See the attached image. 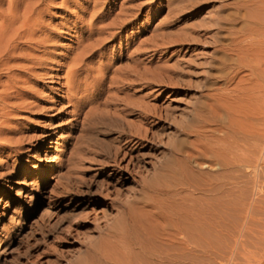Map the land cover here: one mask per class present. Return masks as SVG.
Wrapping results in <instances>:
<instances>
[{
    "label": "rangeland",
    "instance_id": "rangeland-1",
    "mask_svg": "<svg viewBox=\"0 0 264 264\" xmlns=\"http://www.w3.org/2000/svg\"><path fill=\"white\" fill-rule=\"evenodd\" d=\"M16 1L18 8L33 4V25L31 39H13L6 65H0V264H78L86 260L84 249L103 242L107 225L124 224L123 213L155 168L177 147L197 145L200 117L236 82L219 77V52L243 26V12L250 14L248 25L264 17V0ZM176 3L182 13L173 21ZM216 19L233 27L216 37L208 31L216 28ZM217 38L223 43L218 54ZM101 74L104 86L92 96ZM251 90L243 104L246 116L240 110L232 118L240 134L225 130L237 142L232 146L248 144L254 161L247 168L236 162L231 170L232 234L214 245L204 243L199 256L183 251L184 264H264V161L253 160L264 92ZM248 129L247 139L240 130ZM142 130L150 142L135 137ZM199 141L216 147L213 138ZM116 146L136 148V168L127 161L117 166L123 156H115ZM202 166L205 175L216 174L214 167ZM150 221L139 225L158 234ZM157 234L150 241L154 253L163 247Z\"/></svg>",
    "mask_w": 264,
    "mask_h": 264
},
{
    "label": "bare ground",
    "instance_id": "bare-ground-1",
    "mask_svg": "<svg viewBox=\"0 0 264 264\" xmlns=\"http://www.w3.org/2000/svg\"><path fill=\"white\" fill-rule=\"evenodd\" d=\"M3 4V0H0V65L5 66L11 51V42L13 39L22 38L24 36H27L28 38V36L31 35L29 31L33 25V18L31 19L33 4H23V6H21L23 8L17 7L16 0H10L6 7H3ZM176 5L177 3L175 5L172 4L171 13L173 21L175 19H179L180 13H182V9L177 8ZM241 17L244 19L243 26L237 30L235 37L232 38L229 43L227 42L228 44L224 43L226 46L220 50L222 53L218 50L223 44L220 42L221 38L220 40L218 38L215 39V41L213 40V49L215 53H217L216 51L220 53L218 55L220 59V63H218V65L220 68L217 69L220 70L219 77H222L226 83H232L233 81H236L235 84L230 88L228 85L225 86L221 90L222 92L219 94V96L214 100V103L209 106V111L207 114L200 117V121L202 123L200 124L199 122L201 125L199 126V129L201 130V133L198 136L202 140L203 138H213L216 147L213 148L209 143L199 141V139L196 142L197 145L190 150H182L180 147H177L176 150L172 151V154L170 153L172 157L166 158L162 164L155 168L152 177L141 184L140 196H137V200L132 201L134 203L133 206H136L135 208L138 210L132 208L133 206H130L128 207L127 211L123 213L124 217L122 220L125 221H121L124 223L123 225L119 223L120 221L113 225H107L102 231L105 234L103 242H101V244L98 246L97 244L93 243L90 247L84 249L86 251L85 257L88 261L86 262L84 258L81 262L79 261L78 264H141L139 262L140 256L145 259L143 264H184L183 259L185 258H183L184 255L182 256L183 251L192 252L195 254V256H199L205 252V249L203 248L204 243H207L205 245H214L213 243H215L217 240L219 241L231 236L233 225L231 219L229 218L230 216H228L229 211H231L233 207L232 193H234L232 189L234 185H231V180L233 179L231 176V170L233 169V166L236 164V162L240 163L241 165L243 164L247 168L252 165L254 161H251L252 158L251 160L249 158L251 156H248L251 154V152H247L248 154L246 153L248 150V147H245L248 146L246 141L243 142L242 140V143L246 144L243 147L242 145H239L238 147L233 144L235 148L238 147L237 151H240L239 156L238 153H234L236 150L231 143L237 144V142H235L228 131L225 132V130H232V118L237 116V114L243 110V104L245 105L248 102L247 97L251 95H249V91L251 89H258L259 91L264 92V86L259 88L262 83H258L259 85L256 84V86L251 83V81L264 82V17L256 19L255 22L252 19L253 22L251 23L254 26H251L250 23V29L248 27L249 25L246 23V21L251 19L250 14H248L246 11L241 14ZM221 22L216 19L215 23H213L216 28L214 27V30L208 31H210L212 35L214 34L216 36L222 34L223 30L221 29L233 27L229 25H223V22ZM231 31H233V29ZM252 45L253 47L256 45V48L259 51L251 49L250 46ZM250 51L252 52V56ZM217 54H215L214 57ZM221 54L222 56H220ZM250 56L253 57V59ZM209 62L212 67L216 66L214 62ZM243 68H246L248 73H245L246 71L244 72L243 70L245 69ZM77 72L78 70L76 69L74 73ZM209 75L212 76V73ZM103 79L104 78L101 74L99 77L98 86L93 90L92 96L97 95L96 92L98 87L104 86ZM124 79H122V81ZM112 80L115 81L113 78ZM80 84L83 85L82 83ZM147 86L149 87L150 84H147ZM78 87V82L75 81L73 84V89L77 90ZM118 88L116 89L118 90ZM76 94L79 95L78 103H81L82 92L78 91ZM251 96H253V93ZM251 96L249 99L252 98ZM146 105H148L147 102ZM245 108L247 107L245 106L244 109ZM251 108L253 109L252 106ZM242 112L244 113L246 111ZM247 113L248 111L246 114ZM86 114L87 112L84 113V115ZM246 114L244 113L242 115L246 116ZM260 117L261 118L259 120L262 122L260 123L258 121L260 124V127L259 125V128L257 127L259 129H257L258 133L255 131L256 129L254 130L257 135L252 131L255 133L254 138L257 141V143L255 142L256 145H254V143L252 144L254 145V148L256 147L257 150H259L258 154L253 151V153L256 154L253 157V160H255L256 163L264 161V111ZM244 118L246 119V117ZM242 119L240 118V120ZM254 122L256 124V121ZM256 126L257 124L253 127L256 128ZM233 129L235 130V128ZM236 131L237 130H235L234 133H238L239 135L240 133ZM244 131L245 133H242ZM244 131L240 130L241 134H244L247 139L250 138L247 137V135L251 136V130L248 129ZM149 136L150 135L146 130H142L138 136L135 135V137L138 140H142V142L149 141L151 137ZM227 137H230L232 140H229V143L226 144V142H228ZM238 141H240V138ZM229 145H231L233 148L231 146L230 147L234 150L228 151ZM226 146H228V149ZM135 149L132 147L122 148L121 146H116L114 151L115 156H123L119 158L117 166H119L121 161H127L126 166L132 165L133 168L137 166L136 164L139 163L140 158L138 159V156L133 154ZM245 153L247 156H245ZM199 165H203L201 168L204 167V170L205 168L210 167V170H212L214 167L213 169H215L216 174L205 175L206 173L202 172ZM193 167L197 168V174L195 176L192 173ZM211 173L212 172H210V174ZM223 214H225V216ZM119 218H121V216ZM149 220H151V224L152 222L153 224L155 223L154 227L160 228V230L157 229L159 231L158 234L157 231H155V233L158 235L157 237L159 238V241L163 242V247H158L162 249V251L158 250L157 252L156 250V254L154 253V250L152 251V245L150 244L152 236L155 235V233L152 234V231H154L156 228H152L153 230L150 232L148 230L150 228L144 224L139 225L140 222H148ZM154 238H156V236ZM155 243L153 245H155ZM160 245L162 246V243Z\"/></svg>",
    "mask_w": 264,
    "mask_h": 264
}]
</instances>
